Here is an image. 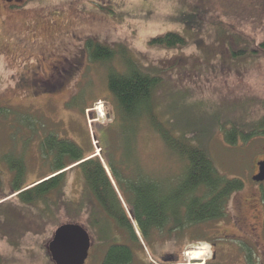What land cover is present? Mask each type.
Returning <instances> with one entry per match:
<instances>
[{
  "label": "rangeland",
  "instance_id": "374dc122",
  "mask_svg": "<svg viewBox=\"0 0 264 264\" xmlns=\"http://www.w3.org/2000/svg\"><path fill=\"white\" fill-rule=\"evenodd\" d=\"M170 33L187 46L150 44ZM89 40L124 47L160 76L155 102L162 122L180 134L193 132L221 175L243 181L226 218L177 231L170 223L146 237L124 199L136 242L114 220L95 215L79 168L34 204L11 196L16 173L5 159H22L23 188L34 187L52 174L53 156L47 159L42 148L50 134L77 144L85 158H98L110 180L107 160L126 181L156 182L165 199L179 184L184 164L149 123L118 119L107 78L123 64L118 58L92 61ZM262 42L264 0H26L12 14L0 6V264H54L49 245L64 225H79L90 235L86 264H101L109 246L125 243L132 247V264H264V203L261 184L253 181L264 161V138L230 146L220 128L263 113L264 59L231 56V50ZM204 246L207 260L190 262L186 255Z\"/></svg>",
  "mask_w": 264,
  "mask_h": 264
},
{
  "label": "trees",
  "instance_id": "16d2710c",
  "mask_svg": "<svg viewBox=\"0 0 264 264\" xmlns=\"http://www.w3.org/2000/svg\"><path fill=\"white\" fill-rule=\"evenodd\" d=\"M238 36L240 38L237 41L243 44L245 37ZM150 44L174 49L186 47L187 40L178 34L170 33L153 39ZM86 49L94 62L108 63L118 58L123 64L122 71L110 69L107 78L108 90L114 98L118 119L137 125L141 121H147L168 150L184 164L179 184L169 191L166 199L163 189L156 182L147 179L144 182L138 181L142 180L141 177H135L133 181H126L124 178L122 181L116 170L111 169L126 203L132 208L131 215L140 233L148 237L153 230H165L170 223L173 225L171 231H177L186 226L226 218L232 197L244 189V183L238 178L231 179L221 175L209 151L193 132L180 134L177 131L179 128L173 126L170 121L162 122L155 102L156 91L161 85L160 76L143 69L124 47L112 49L89 40ZM231 56L234 59H264V42L231 50ZM262 109V115L254 121L228 120L229 122L220 125L228 145L236 146L240 141L245 143L255 138H264V102ZM42 148L47 159L53 156L52 174L36 183L34 187H28L29 189L23 188L22 185L25 176L24 161L13 158L11 154L5 159L11 170L16 173L12 195L17 194L24 204H34L57 189L66 173L79 168L97 200L111 213L104 216L114 220L129 234L131 240L139 242L128 215L117 210L120 199L111 191V181L98 158H85L77 144L60 140L55 134H50L43 141ZM106 189L111 191V195L104 192ZM1 197L0 184V201ZM261 198L264 203V184H261ZM97 221L103 225L106 233L110 231L103 220ZM134 260L130 244H115L107 248L101 264H132Z\"/></svg>",
  "mask_w": 264,
  "mask_h": 264
},
{
  "label": "water",
  "instance_id": "95a60500",
  "mask_svg": "<svg viewBox=\"0 0 264 264\" xmlns=\"http://www.w3.org/2000/svg\"><path fill=\"white\" fill-rule=\"evenodd\" d=\"M258 175L253 181L264 183V161L257 164ZM92 247L91 237L79 225H64L57 229L49 245V253L54 264H86Z\"/></svg>",
  "mask_w": 264,
  "mask_h": 264
},
{
  "label": "flooded vegetation",
  "instance_id": "af4514ba",
  "mask_svg": "<svg viewBox=\"0 0 264 264\" xmlns=\"http://www.w3.org/2000/svg\"><path fill=\"white\" fill-rule=\"evenodd\" d=\"M26 2V0H0V6L1 8L5 11V13L7 14H12L13 12H15L17 10V8H19L20 6H22L24 3ZM107 164H108V167L110 169V172L112 174V171L111 169L114 168L113 165H112V162L108 161L107 160ZM105 169V168H104ZM115 169V168H114ZM257 170H258V173H259V169L257 167ZM106 171V169H105ZM107 173V172H106ZM108 175V174H107ZM118 175L120 176V178L122 179V181L124 180V176L123 174L120 172L118 173ZM111 185L113 186H110V189L111 191L114 193H116V196L120 199V203L117 204V210L119 212H123V213H127V209L124 208L123 204H122V200H124V196H123V193L121 192V190L119 189L118 187V184L117 182L114 180V177L113 175H111ZM108 178L110 179V177L108 176ZM111 191L109 189H106L104 190L105 193H108L111 195ZM85 196L88 197H92L94 200H95V204H96V210H95V215H97V213H100L103 214V215H108V214H111L110 212H108L101 204L100 202L97 200V198L95 197L93 191L91 190V188L89 187L88 183L86 182V179H85ZM126 202V201H125ZM131 207V206H130ZM99 211V212H98ZM129 213V211H128ZM130 215L132 214V209H131V213H129Z\"/></svg>",
  "mask_w": 264,
  "mask_h": 264
},
{
  "label": "bare ground",
  "instance_id": "6f19581e",
  "mask_svg": "<svg viewBox=\"0 0 264 264\" xmlns=\"http://www.w3.org/2000/svg\"><path fill=\"white\" fill-rule=\"evenodd\" d=\"M99 109V108H98ZM97 109V110H98ZM194 247V246H193ZM200 247V246H199ZM197 248V247H196ZM208 247L207 246H204L203 248H197V249H194L196 251H193V252H189L186 257L188 258V260L190 262H193V263H196V262H199V263H202L203 261H206L207 258H208V255H207V251L205 252V250H207ZM209 252V251H208ZM211 252V251H210Z\"/></svg>",
  "mask_w": 264,
  "mask_h": 264
}]
</instances>
